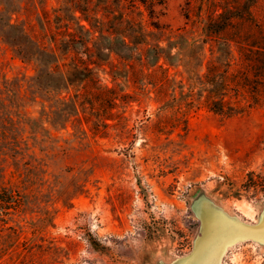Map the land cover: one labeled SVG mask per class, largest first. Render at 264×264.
Returning <instances> with one entry per match:
<instances>
[{
	"label": "rangeland",
	"instance_id": "374dc122",
	"mask_svg": "<svg viewBox=\"0 0 264 264\" xmlns=\"http://www.w3.org/2000/svg\"><path fill=\"white\" fill-rule=\"evenodd\" d=\"M263 31L264 0H162L153 17L0 0V187L22 200L0 264H264ZM234 75L259 97L209 110Z\"/></svg>",
	"mask_w": 264,
	"mask_h": 264
},
{
	"label": "trees",
	"instance_id": "16d2710c",
	"mask_svg": "<svg viewBox=\"0 0 264 264\" xmlns=\"http://www.w3.org/2000/svg\"><path fill=\"white\" fill-rule=\"evenodd\" d=\"M126 1L129 3V5L132 8H138L142 5L144 9L147 10L148 15L150 17H153L154 14L156 13V6L162 3V0H126ZM232 24H233L232 16H227V19L222 21L219 26H216L215 29L213 28V30L210 31V34H207V35L213 34V37H219L220 33L225 31L227 27L231 26ZM259 28L261 29L260 26ZM262 33L264 34V31ZM242 50H244V48ZM262 50L264 52V47H262ZM261 63L262 65H260L259 67L264 68V59L261 61ZM247 65L250 67H253L250 60L247 61ZM262 75H264V70L262 72ZM246 79L249 80L247 76L237 77L236 75H234V77L231 79V83L233 85L232 89H234L235 93H234V100L230 102V105L228 104L227 108H224L225 103L223 101L219 100L218 102H216V100L211 98V95H208L206 98V102H207L206 104H207L208 109L215 113H224L228 115L239 113L243 109L242 106L244 107V105L241 106L240 104L241 100L238 97H240L244 101H247L248 95H252L251 96L252 98L259 97V90H249L248 89L249 84L244 83ZM168 80L169 79L167 77V74L163 75V78L161 79V81L164 83V82H167ZM192 91L193 90L190 89V94H189L190 97H189V102H187V104L192 103L194 101L191 95ZM178 108H180V106H178ZM257 185L258 184L255 183L254 187H257ZM21 201L22 200H21L20 194L18 193L17 190H15L12 187H9V188L0 187V226H3L4 224L7 223V220L1 217L2 214L3 215L9 214L10 210H14V211L19 210L20 206L22 205Z\"/></svg>",
	"mask_w": 264,
	"mask_h": 264
}]
</instances>
